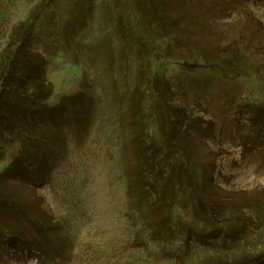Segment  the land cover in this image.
<instances>
[{"label": "rangeland", "instance_id": "1", "mask_svg": "<svg viewBox=\"0 0 264 264\" xmlns=\"http://www.w3.org/2000/svg\"><path fill=\"white\" fill-rule=\"evenodd\" d=\"M74 1L80 9L83 0H55L53 7L40 15L30 39L32 48L44 57V74L54 94L76 91V69L70 61L78 59V54L72 36L81 34L85 41L91 34V29L79 24L81 14L70 15V3ZM146 1H150L149 9L156 12L169 39L165 44L161 40L164 55L169 57L166 86L157 83L165 114L157 107L153 110L155 121L163 122L167 134L159 133L156 142L149 144L153 141L145 140L142 130H138L140 124L133 117L129 101L134 72L130 69L126 76L127 67H122L124 86L119 84L117 91L124 97L120 98L117 91L112 93L109 107L113 108L102 115L115 119L111 126L116 127L117 135L107 139L105 130L101 136L96 135L101 127L88 120L89 114L88 118L60 127L61 132L56 134L59 146H67L70 139L77 147L90 136L98 142L107 139L104 143L116 140L120 144L113 147V154L105 146L103 151L93 149L82 157L80 152L70 162L69 185L38 191L45 210L39 216L42 225L49 216L60 225L55 227L54 239L31 236L29 227H25L31 223L30 216L19 214L12 222L3 221L13 227L22 226V240L33 248L30 256L12 254L7 251L5 237L0 236V264H215L214 252L207 249L214 241L216 245L220 242L219 231H190L189 235L182 231L188 224L196 231L204 222L208 226L218 224L231 217L228 211L232 209L236 213L234 236L230 235L226 243L240 237L234 264L245 261L240 253L246 252V256L258 253L261 257L255 264H264V227L255 221L259 208L264 212V0ZM40 2L0 0V44L5 39L2 33L25 19ZM106 2L112 4L115 0ZM172 121L176 124L175 144L167 141L175 125ZM180 146L184 158L199 172L197 189L185 180L181 167L176 170L164 163L170 157L168 153ZM64 156L60 153L58 160ZM117 157L128 167L122 177L113 162ZM146 157L150 163L155 161L162 177H169L168 188L164 194L157 192L159 188L152 190L155 197L164 198L159 205L160 215L156 212L133 227L124 211L128 201L125 179L131 184L138 179L140 184L153 183L155 172L145 164ZM141 170L146 171V177ZM137 172L141 173L139 178ZM60 177L63 179L62 174ZM174 197L182 201L173 206L178 218L170 219V228L161 230ZM257 239L261 245L255 244ZM178 244L180 249L175 252L173 247Z\"/></svg>", "mask_w": 264, "mask_h": 264}, {"label": "trees", "instance_id": "2", "mask_svg": "<svg viewBox=\"0 0 264 264\" xmlns=\"http://www.w3.org/2000/svg\"><path fill=\"white\" fill-rule=\"evenodd\" d=\"M54 1L42 0V3H36L33 11L25 19L15 22L7 32H1L5 39L0 44V236L5 237L3 241L8 246L7 251L12 254L21 252L25 256H30L33 247L23 242L22 226L13 227V224L3 221L12 222L11 219L13 217L16 219L19 214L27 215L31 217V223H28L29 226L25 224V227H29L31 236L44 235L50 240L57 236L54 233L55 227L59 225L56 218L49 216L45 226L42 225L44 223L42 218H39L45 210L40 204L38 191L47 186L69 185L70 162L73 163L72 157H76L80 152L82 157L91 153L90 150L93 149L103 151L105 146L113 150L111 154L114 153L113 147L118 146L120 142L104 141L117 135L116 127L111 126L116 121L110 115H102L104 111L108 114L110 101L113 100L111 94L117 91L119 84L123 85L125 75L124 73L121 75L122 67H127L124 71L126 76L129 75L130 69L134 72V86L129 101L133 117L140 124L138 130H142L145 140L153 141L149 144L156 142L159 133L167 134L163 122L160 124L155 121L153 110L157 107L165 114L157 83L162 82L163 87L166 86L164 81L169 57L164 55L161 40L163 39L165 44L169 39L156 17V12L149 9L150 1L115 0L110 4L106 0H83L80 9L76 8L75 1L70 3V15L74 14L77 17L81 14L79 24L84 25V29H91V34L85 41L81 34L75 33L72 36L75 41L74 51L78 54V59L70 61L76 69L73 78L76 91L60 94L53 93L52 85L45 77L43 55L30 45L40 15L51 9ZM105 2L108 4L106 8ZM207 66L211 67L210 64ZM118 93L120 98L124 97L123 93ZM91 100L94 102L93 106ZM83 118H88L93 124L99 125L97 127H101L97 129L99 132L96 135L101 136L105 130L107 139L98 142L99 140L90 136L77 147L76 142L72 144L69 139L67 146H59L56 135L59 128L69 126L70 121ZM166 119L165 116L164 123ZM172 123L175 124L173 121ZM105 124L108 126L104 127ZM175 126L176 124L171 126V131L167 135L168 143L176 142ZM167 141L161 140L162 144L169 148ZM182 150L180 146L173 150V153H168L170 157L164 163L171 168L175 166L176 170L181 167V172L187 177L185 180L197 189L200 185L199 172L196 173L194 169L196 167L187 160L188 158H184ZM60 153L65 156L58 160ZM147 160L148 157L145 158V164L155 172L152 184H140L139 179L131 184L125 179V184H128L125 191L128 201L124 211L126 218L132 221L133 227L141 221L150 219L156 212H159L156 216L160 215L159 205L164 198L155 197L152 190L159 188L157 192L164 194L168 188L169 177H162L155 161L151 160L150 163ZM113 162L119 177H122L121 173L128 171L127 164L125 165L124 161L122 164L118 157L117 162L116 160ZM78 163L80 166L83 165L81 162ZM140 172L146 177L145 170ZM140 172H137L138 178L141 176ZM61 174L63 179L60 177ZM124 176L127 178V175ZM171 202L168 217H165L160 225L161 230L166 226L170 228V219L178 218L173 206L182 201L179 197H174ZM233 210L228 211L231 217L218 224L208 226L204 222L198 231L188 224L182 231L185 235L186 233L189 235L190 231L196 234L219 231L220 242L216 245L214 241L207 249L210 253L214 252L212 254L217 259L215 264H234L238 258L234 253L240 237L226 243L230 235L234 236L232 231L236 213ZM257 213L255 221L264 227V212L259 208ZM218 234L214 237L216 238ZM186 242L189 240L185 237ZM180 244L174 245L175 252L180 249ZM255 244L261 245V241L257 239ZM240 254L245 255V261L238 264H255L261 257L258 253L249 256H246L247 252Z\"/></svg>", "mask_w": 264, "mask_h": 264}]
</instances>
